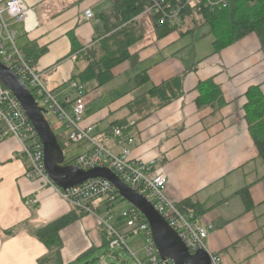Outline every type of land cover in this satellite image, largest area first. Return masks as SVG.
Returning <instances> with one entry per match:
<instances>
[{
  "label": "crops",
  "instance_id": "crops-1",
  "mask_svg": "<svg viewBox=\"0 0 264 264\" xmlns=\"http://www.w3.org/2000/svg\"><path fill=\"white\" fill-rule=\"evenodd\" d=\"M23 1L30 13L19 27V47L24 51L36 46L42 53L30 61L44 85L59 100H73L71 80L92 69L93 63L105 61L115 48L114 40L124 38L119 36V28L113 29L117 17L112 2ZM87 10L93 11V20L86 19ZM103 13L106 17L100 18ZM163 31L152 17H138L131 30L132 58L112 69L109 83L98 87L93 80L86 84L87 123H96L98 133L104 136L109 127L127 123L136 140L133 158H156L164 169L166 198L176 205L193 200L199 205L201 221L215 226L206 242L207 251L220 256L226 251L229 259L241 258L246 263L251 242L264 240L260 237L264 231V163L244 109L249 88L259 86L264 94V50L252 34L215 53L213 38L203 41L205 53L200 57L195 53L194 60H183L180 49L184 46L178 51H172V46L196 31H175L161 37ZM148 36L150 40L140 45ZM141 74L148 77L145 83L137 79ZM210 80L223 95L224 106L218 113L211 106L198 104L199 86ZM172 81L179 98L158 107L165 96L155 95L153 90ZM91 88L98 91L92 94ZM108 99L109 104L102 106ZM121 110H127V115L115 118ZM5 129L0 122V132ZM107 141L120 151L113 140ZM28 170L18 140L9 137L0 141V264H39L48 249L33 231L75 210L52 188L28 179ZM245 188L253 202L250 210L240 195ZM98 211L101 215L105 212L103 208ZM10 231L14 234L7 235ZM60 236L64 264H77L105 248L109 252L104 231L93 215L68 226ZM98 264H108V260L103 258Z\"/></svg>",
  "mask_w": 264,
  "mask_h": 264
},
{
  "label": "built area",
  "instance_id": "built-area-1",
  "mask_svg": "<svg viewBox=\"0 0 264 264\" xmlns=\"http://www.w3.org/2000/svg\"><path fill=\"white\" fill-rule=\"evenodd\" d=\"M136 1L143 9L141 16L155 17L160 26L179 28L184 22L185 12L189 9H204L215 13L229 8L233 0ZM29 13V7L23 0H0V62L28 86L39 106L59 117L70 143L82 148L72 166L83 171L97 168L111 170L124 184L154 206L191 255L200 250L207 251L206 242L215 226L204 224L192 210L180 211L176 204L166 198L164 191L167 175L159 160L155 158L144 161L133 158L132 147L136 140L130 132L125 133L123 128L115 127L109 136H104L98 133L96 123H87L88 87L79 81L71 80L70 88L74 98L61 101L44 85L42 76L34 70L32 62L25 58L18 45L19 27L26 23ZM85 17L90 21L95 16L92 10H87ZM0 120L6 125V129L0 132V141L9 137L18 140L29 164L27 178L52 188L75 210L96 216L106 235L110 252L117 248L131 252L127 244V234L141 235L146 241L142 250L145 261L139 260L136 254H133L137 264H173L170 260L161 259L153 241L150 225L140 211L131 205L129 211L115 216L116 203L123 199L111 182L93 179L68 190L55 185L46 172L43 145L37 131L14 94L1 83ZM104 138L113 140L115 147L120 151L116 152L114 148L107 147L103 143ZM99 208L105 211L103 215L99 213ZM209 254L212 264H223L218 254Z\"/></svg>",
  "mask_w": 264,
  "mask_h": 264
},
{
  "label": "trees",
  "instance_id": "trees-1",
  "mask_svg": "<svg viewBox=\"0 0 264 264\" xmlns=\"http://www.w3.org/2000/svg\"><path fill=\"white\" fill-rule=\"evenodd\" d=\"M110 1L113 5V13L117 17V23L113 29L119 28V36H124V38L114 40L115 48L109 51L106 58H104L105 61L93 63L91 65L92 69L84 71L73 78V80L85 85L93 80L97 82L98 87L109 83L113 79L112 69L118 64L132 58L130 52L132 45L131 30L137 24V19L142 15L143 9L136 0ZM105 15L103 13L99 17H106ZM152 18L154 23L164 30L161 37L168 36L175 31L191 34L202 27H209L211 34L215 38V53H221L223 50L252 34H255L259 38L264 50V0H233L229 8L215 13H210L204 9L192 8L185 12L184 22L179 28H170L167 25L160 26L157 24V19L155 17ZM113 29L111 28L110 31ZM119 36L114 38H119ZM22 52L25 58L29 60L34 58V56L38 57L42 53L34 45H31L27 50ZM32 66H34L33 62ZM145 75L141 74L137 79L141 83H145L148 78ZM173 88L174 82L172 81L153 90L155 95L164 94L163 96H165L162 98V104L158 107H164L179 98L180 94L176 93ZM199 92L198 104L200 107L211 106L215 108V113H218L224 106L221 89L213 81L210 80L200 84ZM246 99L247 103L244 107L245 119L249 124V131L259 150V159L261 163H264V94L259 86H254L249 88L246 93ZM115 127L123 128L125 133L131 130L130 126H127V123H118L116 126H111L106 130V136H109ZM64 138L57 136L63 152H65V145L62 142ZM106 138H104L103 143L107 147H110ZM66 139L67 145H72L68 137ZM72 164L73 161H66L65 159L66 166H71ZM240 195L246 208L250 210L253 202L249 189H243ZM177 207L182 212L192 210L199 217V205L194 203L193 200H186L183 204L177 205ZM85 216L88 215L74 210L73 213L53 222L46 223L33 231L34 237L40 240L48 249V254L39 260V264H64L62 257L64 245L60 236L61 231L83 219ZM12 234H14V231H10L7 235ZM104 237L106 239V235ZM128 237H133V235L127 234ZM104 245L108 247L107 240L104 242Z\"/></svg>",
  "mask_w": 264,
  "mask_h": 264
},
{
  "label": "water",
  "instance_id": "water-1",
  "mask_svg": "<svg viewBox=\"0 0 264 264\" xmlns=\"http://www.w3.org/2000/svg\"><path fill=\"white\" fill-rule=\"evenodd\" d=\"M0 83L14 94L37 131L43 145L46 172L56 186L68 190L89 180H107L116 187L123 200L129 202L146 218L162 260H170L173 264H212L210 254L206 250L191 255L154 206L124 184L114 172L107 168L83 171L72 165L66 166L64 152L46 118V110L39 106L35 96L19 76L1 62Z\"/></svg>",
  "mask_w": 264,
  "mask_h": 264
},
{
  "label": "rangeland",
  "instance_id": "rangeland-1",
  "mask_svg": "<svg viewBox=\"0 0 264 264\" xmlns=\"http://www.w3.org/2000/svg\"><path fill=\"white\" fill-rule=\"evenodd\" d=\"M151 36L146 37L143 41H141L139 44H145L147 40L149 41ZM213 35L210 32L209 27H202L199 30H197L193 36H189L186 38V40L182 39L181 42L176 43L172 46V51H175L180 48L181 51V59L183 60H194L195 53H198L199 57L205 53L204 50V40H214ZM180 57V56H179ZM91 93L94 94L98 90L96 88H91ZM97 95V94H96ZM99 95V94H98ZM98 99V96H96ZM110 102V99L108 101L104 100L101 105L106 106ZM127 110H121L118 114L115 115V118H121L127 115ZM46 118L53 128L55 134L60 137L64 138L62 139L63 144L65 145V152L64 156L66 161H73L75 157L80 154L82 151V148L79 146H73V145H67V139L66 130L61 126V121L59 117L54 114L53 112H47ZM1 125H5L3 121H0ZM6 126V125H5ZM111 147V146H110ZM112 148V147H111ZM133 149V147H132ZM74 162V161H73ZM131 209V204L125 200L119 201L116 203V206L114 208L115 216H119L123 212L129 211ZM263 236L260 234V237H264V231L262 232ZM127 244L131 249V252L129 250H124L121 248H117L114 252H107V249L101 250L96 255H92L87 259H82L77 264H88L91 262V264H98L101 259L108 260V264H137V260L134 258L133 254H136L137 258L139 260L145 261V254L142 251L144 247L146 246V241L143 236L137 235L134 237H128L127 238ZM207 249V244H206ZM248 258H246V263L241 261V258H231L229 259V253H226V251H223L221 257L223 264H264V240L262 238H255L251 242V246L248 248ZM231 253V252H230ZM110 254V255H109ZM115 254V256H114Z\"/></svg>",
  "mask_w": 264,
  "mask_h": 264
}]
</instances>
